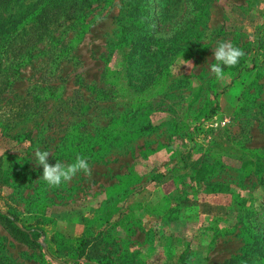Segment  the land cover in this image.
Here are the masks:
<instances>
[{"label": "rangeland", "instance_id": "rangeland-1", "mask_svg": "<svg viewBox=\"0 0 264 264\" xmlns=\"http://www.w3.org/2000/svg\"><path fill=\"white\" fill-rule=\"evenodd\" d=\"M50 11L46 27L0 42V209L39 242L0 226V264H264V0ZM221 41L245 55L217 79ZM37 149L50 163L83 156L91 175L49 186Z\"/></svg>", "mask_w": 264, "mask_h": 264}, {"label": "trees", "instance_id": "trees-1", "mask_svg": "<svg viewBox=\"0 0 264 264\" xmlns=\"http://www.w3.org/2000/svg\"><path fill=\"white\" fill-rule=\"evenodd\" d=\"M19 0H0V11H5L8 8H11V4L14 2H18ZM55 1H61V4L65 0H36L29 6V8L21 13L17 14L16 18L13 16L9 21L10 24L5 26L6 24H0V42L1 46H7L9 44L10 39L14 35H21L24 33L26 28L33 27V22H36L38 26L46 27V21L48 18H51V15H55L51 13L50 8L51 6L55 5ZM146 16H143V23L141 25H145V33H148L150 31L149 28H147V13ZM19 25H21V29H19ZM153 32V31H152ZM42 35V34H40ZM49 41V38H48ZM0 46V47H1ZM51 46H55L54 44ZM32 50L34 48H29L26 50V58L31 56ZM38 51H41L40 49H37ZM55 57H59V52H52ZM24 63V62H22ZM9 77L6 78L4 81L6 85H9ZM33 100H20L17 103L16 108V114L20 117V120L25 119V117L30 116L29 107H32L30 104ZM37 101V100H35ZM10 118H7L6 120L9 121ZM27 133L24 134L23 138H27L26 136L29 134L30 131H26ZM0 226L10 235V237L20 243L30 245V246H39V242L37 240H33L27 237L26 230L22 228L21 224L17 223V220L15 218V215L11 213L9 210H2L0 209ZM56 264H66L64 262H56Z\"/></svg>", "mask_w": 264, "mask_h": 264}, {"label": "clouds", "instance_id": "clouds-1", "mask_svg": "<svg viewBox=\"0 0 264 264\" xmlns=\"http://www.w3.org/2000/svg\"><path fill=\"white\" fill-rule=\"evenodd\" d=\"M214 60L217 62L210 65V72L217 79L224 76L225 67H233L239 63L240 58L245 55L244 51L234 46L230 41L218 42L215 48H212ZM188 65V64H187ZM190 67V65H188ZM35 162L42 166V178L49 185L59 187L62 182H70L78 173L91 175V167L86 158L77 156L75 161L70 164H64L59 160L55 163L49 162L52 156L50 151H41L37 149L34 153Z\"/></svg>", "mask_w": 264, "mask_h": 264}, {"label": "water", "instance_id": "water-1", "mask_svg": "<svg viewBox=\"0 0 264 264\" xmlns=\"http://www.w3.org/2000/svg\"><path fill=\"white\" fill-rule=\"evenodd\" d=\"M55 261L60 262V261H58V260H55Z\"/></svg>", "mask_w": 264, "mask_h": 264}]
</instances>
